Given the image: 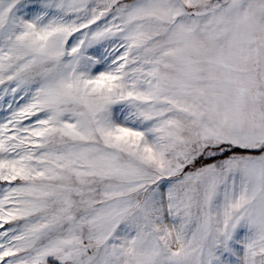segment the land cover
<instances>
[{"label": "snow or ice", "instance_id": "obj_1", "mask_svg": "<svg viewBox=\"0 0 264 264\" xmlns=\"http://www.w3.org/2000/svg\"><path fill=\"white\" fill-rule=\"evenodd\" d=\"M0 264H264V0H0Z\"/></svg>", "mask_w": 264, "mask_h": 264}]
</instances>
